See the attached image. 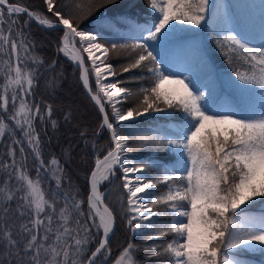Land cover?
<instances>
[{
    "label": "snow or ice",
    "instance_id": "snow-or-ice-1",
    "mask_svg": "<svg viewBox=\"0 0 264 264\" xmlns=\"http://www.w3.org/2000/svg\"><path fill=\"white\" fill-rule=\"evenodd\" d=\"M44 4L50 17L0 0V141L6 134L10 141L0 153V264H109L117 214L130 236L143 239L146 259L160 258L156 264H246V253L264 255V212L249 214L253 205L264 204V24L259 43L230 18L214 30L217 48L232 69L229 83L241 93L259 90L260 106L254 109L219 103L211 83L183 75L168 61L170 43L185 30L181 26L207 27L211 0H146L151 11L143 22L134 13L117 11L101 15L88 29L81 28L84 19L118 0H77L75 11L58 0ZM21 16L27 17L24 26L36 22L62 31L58 51L71 53L102 114L92 136L107 133L109 146L103 158L96 156L86 192L72 185L60 158L43 155L46 133L37 131L36 121L53 130L58 122L53 105L37 102L34 94L40 69L53 71L56 61L46 64L36 54L37 42L19 24ZM106 33L126 42L106 40ZM121 52L128 62L116 67L111 56ZM200 60L208 67L203 56ZM123 73L143 83L133 89L111 79ZM145 116L176 123L133 126ZM71 118L65 114V121ZM86 131H80L85 140ZM133 152L143 155L129 158ZM49 180L54 189L42 187ZM116 180L122 193L119 213L100 192L102 184ZM164 236L171 239L155 243ZM93 240L95 250L89 253ZM135 251L129 240L115 264H137Z\"/></svg>",
    "mask_w": 264,
    "mask_h": 264
},
{
    "label": "trees",
    "instance_id": "trees-1",
    "mask_svg": "<svg viewBox=\"0 0 264 264\" xmlns=\"http://www.w3.org/2000/svg\"><path fill=\"white\" fill-rule=\"evenodd\" d=\"M233 4V10L235 17L238 21L239 27L242 31L246 32L250 21L246 14L249 15L252 6L250 0H231ZM12 2H19L22 5L28 7L30 10L44 15L51 16L47 13L44 0H12ZM77 0H58L61 5L67 4L75 11V3ZM86 2V0H84ZM212 7L210 9V15L207 20V27L202 26L199 28L203 35V47L204 52L208 57L211 70L210 83L216 88L218 93V99L226 98L230 102L236 103L239 107L251 106L254 109H258L260 106L259 90H254L249 93H241L240 90L232 87L229 83V77L231 72L230 65L226 62L224 56L218 50L215 43L217 37L214 30H219L223 25V19L219 15L218 1L211 0ZM131 12L134 13L143 22L148 18V9L146 0H118L117 5H110L108 9L101 8L96 12H93L81 24L82 29L91 28L97 22V18L101 15H111L113 12ZM27 19L26 16L19 18V24L24 26V22ZM121 29L126 31L125 25H120ZM183 27V26H181ZM187 33L192 34L191 28L185 27ZM194 29V28H193ZM197 30V29H196ZM25 33L37 42L35 49L45 63L56 61V66L53 71H48L44 68L40 69L41 76L38 83V88L34 94V98L37 102L46 101L53 105V119L58 122V128L53 130L46 122L36 121L37 131H41L43 128L46 135L42 134V149L45 159L49 158V154H54L60 158L61 163L64 165L68 177L72 185L78 186L81 192L87 191L86 178L89 171L95 166V158L97 155L103 157L106 154V149L109 146V137L107 133L102 132L99 137H93L92 133L97 130L99 122L102 119V114L99 112L97 106L91 100L90 96L85 91L80 80V69L76 63L72 61L64 53L58 51L60 45V37L62 31L53 29H44L40 27L36 22H32L27 26H24ZM106 40L112 42L124 43L126 42L121 36L113 35L111 33L105 34ZM111 62L114 66L119 67L128 62V57L124 52L118 55L111 56ZM88 63V61H87ZM237 67L239 65H236ZM137 73L143 75L141 70H136ZM132 73H123L115 78V80L124 81V86L129 88H137L140 82H133L129 80ZM93 82H94V78ZM48 81H55L53 87H48ZM3 83V78L0 77V84ZM130 100L128 103H131ZM71 113V119L65 121V114ZM162 117V116H158ZM140 124L133 125L137 128L148 127H164L168 124V121L164 119H157L152 121V118H140ZM5 122H8L5 118ZM131 124V122H125ZM86 129L87 140L82 139L80 131ZM127 134V133H125ZM17 138L21 136V133L17 131ZM95 140V147H92V141ZM10 142L6 134L3 141H0V153L4 151V143ZM99 150V151H98ZM2 159V156H0ZM27 163L32 164V157L29 155ZM30 174L35 177V169L30 168ZM119 175V173H118ZM4 178V173L0 170V180ZM67 187V183L65 185ZM42 187L45 189H54V181H46ZM102 192H109L105 201L112 208L114 213H119L122 193L120 190V181L116 180L112 186L105 182L100 186ZM45 195L48 192L45 191ZM264 212V204L257 203L249 209L250 215H260ZM116 230L110 240L111 255L109 257V264H112L121 254L122 249L127 246L129 240L136 245V251L133 253L137 264H139V237L130 236L124 223L120 219V215L117 214ZM96 246L95 240H93L88 248L90 251H94ZM245 259L248 264H264V255L260 253H246ZM143 261V259H142ZM155 261H151V263ZM150 262L144 258V264ZM143 264V262H142Z\"/></svg>",
    "mask_w": 264,
    "mask_h": 264
},
{
    "label": "rangeland",
    "instance_id": "rangeland-1",
    "mask_svg": "<svg viewBox=\"0 0 264 264\" xmlns=\"http://www.w3.org/2000/svg\"><path fill=\"white\" fill-rule=\"evenodd\" d=\"M217 1H218L219 15L223 19V24L226 18H230L232 24L237 28V30L242 31L239 27L236 17L234 16L235 13L233 10L232 1L231 0H217ZM250 3H251L250 5L252 6V14L251 11L249 12V15L246 14L250 22L246 24L247 31L245 33H248L252 37H254L253 43H259L261 26L262 24H264V0H250ZM190 32L192 34L187 33L186 29L182 32H177L174 40L170 43L166 52L168 61L172 65H174L176 69L179 72H181L183 75L195 76L201 81V83L209 84L211 78V70L209 73L210 64L208 61V57L204 52V47H203L204 42H203L202 32L199 29L196 30L193 28H191ZM69 55H71V53ZM201 56H203L204 61L206 62L208 67H205L204 64L201 63L200 60ZM115 78H111V79H115ZM218 102L221 104L233 103L227 100L226 98L218 99ZM157 115L163 116V114L161 113H157ZM146 117L149 118L150 116H145L143 118ZM175 123H176L175 121L168 122L166 127L171 128L174 126ZM136 154H139V152L131 153L129 158H132L133 156L135 157ZM170 239L171 237H168L167 241H169ZM115 261L112 264H115ZM246 264L248 263L246 262Z\"/></svg>",
    "mask_w": 264,
    "mask_h": 264
},
{
    "label": "bare ground",
    "instance_id": "bare-ground-1",
    "mask_svg": "<svg viewBox=\"0 0 264 264\" xmlns=\"http://www.w3.org/2000/svg\"><path fill=\"white\" fill-rule=\"evenodd\" d=\"M155 116L156 117H158V116H160V115H157V114H155ZM143 118V117H142ZM149 118H151V117H149ZM137 155H139V157L138 158H140L142 155H143V153L142 152H139V154H136L135 156H137ZM153 155H155V154H153ZM134 157V156H133ZM103 185V184H102ZM101 185V186H102ZM111 186H112V184H111ZM108 192H109V189L106 191V193L108 194ZM109 206V205H108ZM110 207V206H109ZM111 208V207H110ZM155 219V218H154ZM116 230V229H115ZM114 233H115V231H114ZM169 236H164V237H161L158 241H155V243H159V244H165L166 242L165 241H167V238H168ZM145 243H144V241H143V239L142 238H140L139 237V264H142V262H143V264H144V258H145V260H146V253H145V251H144V248H145ZM142 259H143V261H142ZM158 259H160V258H156V257H154L153 258V260L152 261H155L154 263L152 262H150L149 264H156V261L158 260ZM148 264V263H147Z\"/></svg>",
    "mask_w": 264,
    "mask_h": 264
},
{
    "label": "water",
    "instance_id": "water-1",
    "mask_svg": "<svg viewBox=\"0 0 264 264\" xmlns=\"http://www.w3.org/2000/svg\"><path fill=\"white\" fill-rule=\"evenodd\" d=\"M30 10V9H29ZM78 47V46H77ZM84 55V54H83ZM69 58L70 59H72L71 58V56H69ZM73 60V59H72ZM85 63H86V60H85ZM80 80H81V70H80ZM81 83H82V85H83V82H82V80H81ZM83 87H84V85H83ZM84 89H85V91L87 92V94L89 95V93H88V91H87V89L84 87ZM90 96V95H89ZM135 157H139V155L138 156H135ZM101 158H103V157H101ZM105 194V197H106V193H104ZM105 203H106V201H105ZM112 238V237H111ZM95 250V249H94Z\"/></svg>",
    "mask_w": 264,
    "mask_h": 264
}]
</instances>
